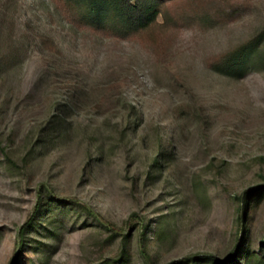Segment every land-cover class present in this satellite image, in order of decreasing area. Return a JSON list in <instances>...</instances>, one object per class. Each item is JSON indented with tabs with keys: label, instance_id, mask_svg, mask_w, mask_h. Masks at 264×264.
Returning <instances> with one entry per match:
<instances>
[{
	"label": "rangeland",
	"instance_id": "rangeland-1",
	"mask_svg": "<svg viewBox=\"0 0 264 264\" xmlns=\"http://www.w3.org/2000/svg\"><path fill=\"white\" fill-rule=\"evenodd\" d=\"M87 1L0 0V264H264V0Z\"/></svg>",
	"mask_w": 264,
	"mask_h": 264
},
{
	"label": "trees",
	"instance_id": "trees-1",
	"mask_svg": "<svg viewBox=\"0 0 264 264\" xmlns=\"http://www.w3.org/2000/svg\"><path fill=\"white\" fill-rule=\"evenodd\" d=\"M106 2H107L106 0H88L87 14L90 15L92 18H95L97 13L101 14L104 6L106 5ZM119 10L124 15V19L126 20V22L132 28H142L148 25L152 20L147 8V4H145L143 0H119ZM255 40L256 39L252 41L249 40L248 42L239 45L230 54H228L227 65L232 68L234 64L241 63L239 65L243 66L244 61L247 60V57L252 53V50L255 49L254 46ZM241 202H243L242 197H241ZM242 214L243 212L241 208L240 216H239L240 221L242 219L241 217ZM27 224L28 221L24 223V225L21 227L19 232L20 236H22L23 230L27 226ZM239 250H241V248ZM211 259L215 261L217 264H223V262L216 257H211Z\"/></svg>",
	"mask_w": 264,
	"mask_h": 264
}]
</instances>
